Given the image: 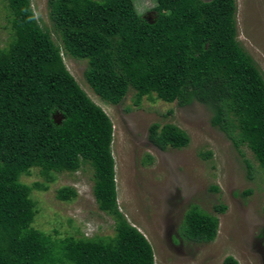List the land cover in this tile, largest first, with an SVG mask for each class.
Segmentation results:
<instances>
[{
    "label": "trees",
    "instance_id": "1",
    "mask_svg": "<svg viewBox=\"0 0 264 264\" xmlns=\"http://www.w3.org/2000/svg\"><path fill=\"white\" fill-rule=\"evenodd\" d=\"M2 1L11 39L0 47V264H155L152 244L118 207L113 121L64 54L87 61L85 81L105 103L119 104L132 90L136 106L144 97L206 105L212 126L237 149L248 147L264 172V75L238 40L237 0H155L152 21L134 0H48L59 43L31 0ZM148 139L162 150L190 142L171 122L152 123ZM83 165L93 170L99 208L115 218L114 235L57 238L36 228L32 192L47 186L22 176L38 168L47 182ZM77 195L71 186L56 193L66 202ZM218 228L217 216L191 204L180 233L210 242ZM222 264L239 262L227 256Z\"/></svg>",
    "mask_w": 264,
    "mask_h": 264
},
{
    "label": "rangeland",
    "instance_id": "2",
    "mask_svg": "<svg viewBox=\"0 0 264 264\" xmlns=\"http://www.w3.org/2000/svg\"><path fill=\"white\" fill-rule=\"evenodd\" d=\"M134 1L146 19L154 20L155 0ZM31 2L42 26L59 43L51 27L48 0ZM236 20L238 40L264 75V0H237ZM10 39L8 10L0 0V47ZM63 57L81 87L113 121L118 207L152 244L155 264H222L227 256L239 264H264V172L252 151L246 146L237 149L225 133L212 126L209 108L197 101L179 106L144 97L136 106L129 90L121 103H105L85 81L87 61ZM55 118L59 121L61 116ZM154 122L179 126L189 135V144L167 150L153 145L148 135ZM246 161L253 165L252 177ZM39 171L32 168L30 175L22 176L25 183L47 186L32 192L38 210L36 228L57 238L114 235L115 218L96 202L89 165L55 173L54 180L47 182ZM63 186L75 188L77 197L69 202L59 200L56 193ZM191 204L218 217L214 240L194 242L181 236L180 226ZM216 205L226 209L216 211Z\"/></svg>",
    "mask_w": 264,
    "mask_h": 264
}]
</instances>
